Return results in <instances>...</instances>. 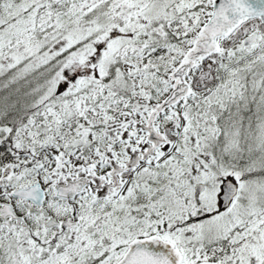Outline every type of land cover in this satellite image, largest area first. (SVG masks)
<instances>
[{
  "label": "snow or ice",
  "instance_id": "snow-or-ice-1",
  "mask_svg": "<svg viewBox=\"0 0 264 264\" xmlns=\"http://www.w3.org/2000/svg\"><path fill=\"white\" fill-rule=\"evenodd\" d=\"M0 264H264V0H0Z\"/></svg>",
  "mask_w": 264,
  "mask_h": 264
}]
</instances>
